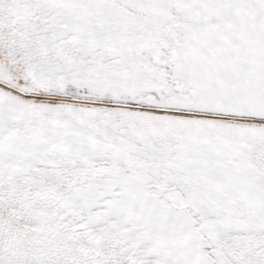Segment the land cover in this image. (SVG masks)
<instances>
[{
  "label": "snow or ice",
  "instance_id": "1",
  "mask_svg": "<svg viewBox=\"0 0 264 264\" xmlns=\"http://www.w3.org/2000/svg\"><path fill=\"white\" fill-rule=\"evenodd\" d=\"M0 264H264V0H0Z\"/></svg>",
  "mask_w": 264,
  "mask_h": 264
}]
</instances>
